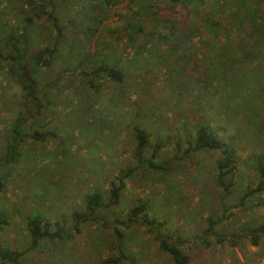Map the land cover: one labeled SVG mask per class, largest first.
<instances>
[{"label": "rangeland", "instance_id": "374dc122", "mask_svg": "<svg viewBox=\"0 0 264 264\" xmlns=\"http://www.w3.org/2000/svg\"><path fill=\"white\" fill-rule=\"evenodd\" d=\"M8 1L7 5L0 2V26L14 29L21 25L25 10L20 0ZM210 1L208 17L216 18L218 12L212 6L223 1ZM60 2L68 9L61 17L64 21L60 19L65 40L51 66L38 69L36 75L40 81L35 93L44 105L50 103L38 118L44 121L43 126L35 130L37 140L28 138L23 143L15 164L0 168L5 175L0 219L7 222L0 230V247L25 251L29 246L26 217L32 212H40L51 222L69 217L72 211L83 208L86 193L99 191L107 196L109 185L131 171L116 207L97 212L93 220L79 226V232L72 231L70 239L41 242L20 264H106L108 257L118 256L113 249L114 229L122 234L128 261L173 264L170 256L159 250L154 230L127 220L138 201L147 204L151 219L165 222L166 231L179 232L185 240L181 251L188 256V264H260L264 236L258 248H253L247 237L237 236L245 234L238 230L247 223L256 225L264 218V193L248 198L243 207L236 204L244 188L255 186L257 181L249 166L252 156L264 153V59L255 58L248 73H236L226 86L210 82L198 86L186 80L184 70L191 66L202 73L207 67L204 56H210L218 46L211 37L213 27L205 29L203 23H196L202 36L179 42L171 50L174 38H157L167 35L164 28H159L154 38L140 36L133 43L128 41L124 30L127 0L106 11L97 10L101 7L96 0ZM150 3L163 17L181 18L179 8L172 10L171 16L159 0ZM100 20L103 23L98 25ZM39 22L30 31L33 50L50 43L53 36L47 20ZM146 28L151 30L147 24ZM113 61L124 71L121 83L92 74L100 63ZM188 73L195 72L188 69ZM10 75L9 66L0 63V155L9 121L21 102L20 85ZM57 75V84L47 85ZM199 122L217 133L225 128L238 150L239 183L222 203L233 216L214 229V233L228 237L225 243H216L202 233L207 217L216 219L222 212L215 184L221 155L217 151L183 155V134L193 135ZM135 128L149 135L150 147L142 155L143 161L153 153L154 144L161 145L155 163H163L164 171L137 166ZM234 231L238 232L231 237ZM128 261L120 264H130Z\"/></svg>", "mask_w": 264, "mask_h": 264}, {"label": "trees", "instance_id": "16d2710c", "mask_svg": "<svg viewBox=\"0 0 264 264\" xmlns=\"http://www.w3.org/2000/svg\"><path fill=\"white\" fill-rule=\"evenodd\" d=\"M96 1L98 7H101L97 10L106 11L107 7L120 4L123 0ZM150 1L127 0L124 7L127 11L124 30L127 31V38L130 43H133L140 36L147 37L146 39L154 38L159 32V28H164L168 32L167 35H163L164 37L158 35L157 38L159 41L174 38L171 50H175L179 42H190L193 38L202 36L199 25L196 26V23H203L205 29L213 27L211 37L213 42H218V46L213 49L210 56H204L208 60V65L202 69V73L191 66L184 70L186 71L185 78L189 80V83L193 82L199 86L200 82H210V84L216 83L226 86L230 79L234 75L236 76V73H248L255 58L258 59L260 56L262 60L264 59V0H222L223 3L212 6L218 12L216 18L208 17L207 10L211 9L208 6L210 0H159L171 11V16L172 10L179 8L181 10L180 19L163 17L156 8L151 6ZM0 2L9 4L8 0H0ZM20 2L25 10L24 16L19 20L21 25L14 27V29L0 26V63L4 62L9 66L13 82L19 83L21 100L20 109L9 121V130L3 143H1L3 151L0 155V168L16 163L20 149L28 138L37 140L39 133L35 130L38 126H43L44 122L38 118L44 107L50 103L46 102L44 105L35 93V87L40 81L36 75H38V69H48L51 66L53 60L60 53V46L65 40V27L61 24L60 19L68 9L63 8L64 4L60 0H20ZM212 2L210 1V5L213 4ZM102 6L105 7L102 8ZM198 10L201 12H197ZM44 18L51 28L52 40L45 46L33 50L30 31L39 25V21ZM61 20L64 21V19ZM101 23L103 20L98 21V25ZM146 24L151 27L148 32L146 31ZM86 31L90 32L87 29ZM218 31L222 34L219 37ZM113 39L121 40V38L116 37ZM260 57L259 60H261ZM114 61L109 65L100 63L92 74L100 73L110 81L121 83L124 78V71ZM212 67L216 68L213 70ZM188 69L195 72L194 75L188 73ZM197 71L199 75L196 74ZM180 73L178 72V74ZM58 76L47 85L53 87L57 84ZM87 83L91 89H94V85L89 79H87ZM134 133L136 142L134 159L137 161V166L141 167L144 164L146 168L155 172L164 171L163 163H155L161 145L154 144L153 153L146 161H143L142 155L150 147L149 135L140 128H135ZM183 136L186 144V149L183 152L185 157L191 152L217 151L220 153L221 158L216 164L215 184L221 194V204L224 203L237 187L240 179L238 150L233 144L232 137L228 135L225 128L221 127V131L217 133L216 130L203 122L197 123L193 135L189 133L183 134ZM178 144L179 142L176 143V150L179 148ZM249 166L253 172L252 177L257 181L254 183L255 186L247 185L244 188V192L236 204L238 207H243L248 198L264 193V153L252 156ZM130 173L131 171H126L124 174H120L116 181L109 185L107 196L99 191L86 193L82 201L83 208L72 211L69 217L62 216L60 219L51 222L40 212H32L26 217L28 248L25 251H17L0 247V263L20 264L24 255L36 250L41 242L70 239V233L72 231L79 232V226L93 220V215L97 212L112 210L119 204L121 194L125 189V180L130 176ZM4 180L5 175L0 169V192L3 190ZM220 207L221 215L216 219L211 216L207 217L206 228L202 233L205 237H213L216 243H225L228 242V237L214 233V229L223 221L230 219L233 213H228L225 204L220 205ZM148 211L147 204L138 201L130 209L127 220L129 223L147 225L148 231L154 230L159 250L168 254L173 264H188V256L181 251V246L185 240L181 238L179 232L170 233L166 231L164 229L165 222H155L147 215ZM6 224L4 218H1L0 230ZM238 231H244L245 234L237 236V238L246 239L247 237L252 245L257 246L260 237L264 236V218L256 225L249 222ZM113 232L116 240L113 249L117 251L118 256L115 258L108 257L104 261L106 264H120L123 260L128 261L124 253L122 234L117 229H114ZM236 233L234 231L230 236L235 237ZM128 262L135 264L133 259H129Z\"/></svg>", "mask_w": 264, "mask_h": 264}, {"label": "crops", "instance_id": "0c3cea01", "mask_svg": "<svg viewBox=\"0 0 264 264\" xmlns=\"http://www.w3.org/2000/svg\"><path fill=\"white\" fill-rule=\"evenodd\" d=\"M237 244H234L233 246H236ZM253 248H258L257 246H252ZM237 248H239V247H235V250L236 251H238V249Z\"/></svg>", "mask_w": 264, "mask_h": 264}, {"label": "built area", "instance_id": "2783aa9c", "mask_svg": "<svg viewBox=\"0 0 264 264\" xmlns=\"http://www.w3.org/2000/svg\"><path fill=\"white\" fill-rule=\"evenodd\" d=\"M260 264H264V258L260 260Z\"/></svg>", "mask_w": 264, "mask_h": 264}, {"label": "water", "instance_id": "95a60500", "mask_svg": "<svg viewBox=\"0 0 264 264\" xmlns=\"http://www.w3.org/2000/svg\"><path fill=\"white\" fill-rule=\"evenodd\" d=\"M90 80H91V78H90Z\"/></svg>", "mask_w": 264, "mask_h": 264}]
</instances>
